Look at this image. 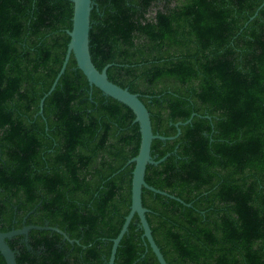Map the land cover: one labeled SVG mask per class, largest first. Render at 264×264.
Listing matches in <instances>:
<instances>
[{
  "label": "trees",
  "instance_id": "obj_1",
  "mask_svg": "<svg viewBox=\"0 0 264 264\" xmlns=\"http://www.w3.org/2000/svg\"><path fill=\"white\" fill-rule=\"evenodd\" d=\"M99 71L151 114L143 190L168 264H264V0H93ZM261 8V9H260ZM71 0H0V231L18 264H108L132 205L140 126L74 58ZM186 204H190L188 206ZM135 216L115 264H159ZM0 264H6L0 254Z\"/></svg>",
  "mask_w": 264,
  "mask_h": 264
},
{
  "label": "water",
  "instance_id": "obj_2",
  "mask_svg": "<svg viewBox=\"0 0 264 264\" xmlns=\"http://www.w3.org/2000/svg\"><path fill=\"white\" fill-rule=\"evenodd\" d=\"M71 1L74 4V16L73 28L68 32L71 38L68 51L61 71L59 72L52 88L41 101L40 114H43L45 99L56 89L60 78L65 73L71 56H74L78 64V68L86 76L91 87H96L105 96L113 98L114 100L126 105L133 111L136 116L135 122L140 126L141 145L138 155L130 161V164H134L132 181V205L129 214L125 218L124 225L119 235L112 241L113 246L108 264H115L118 248L124 236L128 233L130 224L134 220L135 216H138L139 218V226L143 230L142 237L145 245L151 248L159 264H168L161 249L154 239L151 226L148 222L147 214L150 213V210L143 205V190L146 189L153 192L154 194L175 199L182 204L185 203L181 199L176 198L175 196H172L167 192L150 186L146 182V171L149 165L158 166L159 164L163 163L169 156L167 155L157 160L156 156L152 155L153 141H167L176 139L181 134L180 127L190 124L196 114H193V116L188 121L179 122L176 124L178 133L174 137H165L160 134H155L153 130L151 114L146 105L140 99V95L131 93L129 89L122 88L119 85L113 83L109 79L107 73L110 65L106 66L102 71H99L93 62L90 51L91 14L94 9L93 0ZM262 7H264V4L261 6V8ZM186 205L191 206L190 204ZM32 230L57 232L64 237V240H68L69 242L74 243V240H71L64 231H62L58 227H51L49 226V224H46L45 226H25L20 230H12L10 232L0 231V254L4 258L6 264H18L16 253L9 246L8 240H11L17 236H25L27 242L29 232Z\"/></svg>",
  "mask_w": 264,
  "mask_h": 264
},
{
  "label": "flooded vegetation",
  "instance_id": "obj_3",
  "mask_svg": "<svg viewBox=\"0 0 264 264\" xmlns=\"http://www.w3.org/2000/svg\"><path fill=\"white\" fill-rule=\"evenodd\" d=\"M21 243H26V244L28 245V241L26 242V238L22 239V240H21ZM15 253H16V252H15ZM16 256H17V254H16Z\"/></svg>",
  "mask_w": 264,
  "mask_h": 264
}]
</instances>
